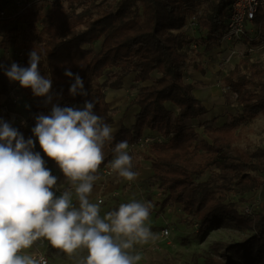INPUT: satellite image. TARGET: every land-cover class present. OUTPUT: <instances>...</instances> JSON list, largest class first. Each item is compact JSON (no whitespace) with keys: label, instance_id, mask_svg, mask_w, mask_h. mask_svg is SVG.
Instances as JSON below:
<instances>
[{"label":"trees","instance_id":"trees-1","mask_svg":"<svg viewBox=\"0 0 264 264\" xmlns=\"http://www.w3.org/2000/svg\"><path fill=\"white\" fill-rule=\"evenodd\" d=\"M8 1L0 0V10ZM105 1L108 0H89L79 11L73 5L65 7L56 1L52 13L46 16L48 23L40 30L37 22L43 15L32 8L22 13L27 15L22 30L15 26L2 35L0 48L16 47L23 52L21 63L16 62L19 66L28 67L29 53L36 50L41 55V75L52 80L51 103H45L46 97H37L31 88L19 84L26 96L35 97L31 114L49 109L53 104L70 107L94 100L95 113L111 124L113 116L105 87L121 88L123 77L131 73H135V82L153 79V84L139 87L131 99L129 106L139 108L134 124L128 127L122 123L105 150L112 152L120 141L135 144L145 128L167 137L166 141L150 144L147 148L150 154L146 157L152 161L153 181L159 183L165 196L163 204L179 203L184 213H195L201 231L227 219L253 229L242 241L213 243L211 247L219 256L217 259L207 256L206 261L210 264H264V208L241 213L233 203L227 202V195L214 186L217 181L221 189L234 185L242 194L261 188L262 182L255 173L264 171L263 158L255 160L236 143L244 136V120L264 114L263 74L248 58L237 62L235 68L223 76L222 82L237 96L236 105L241 112L221 125L205 126V136L193 127L183 126L185 119L207 112L202 100L193 92L192 82L186 80L191 59L182 47L189 43L191 47L193 39L183 29L188 17L197 15L201 32L196 41L202 47L195 50L200 55L210 52L220 43L233 0H119L114 10L95 14L93 9L101 7ZM65 69L80 75L88 96L70 95L74 77L66 76ZM155 72L159 76L154 77ZM104 75L107 79L100 83ZM110 79L114 81L108 82ZM168 101L176 104V116L167 106ZM12 127L26 140L35 141L34 151L40 147L38 138L34 139L26 125ZM258 154L263 156L264 150ZM204 174L208 175L205 180L201 179Z\"/></svg>","mask_w":264,"mask_h":264},{"label":"clouds","instance_id":"clouds-1","mask_svg":"<svg viewBox=\"0 0 264 264\" xmlns=\"http://www.w3.org/2000/svg\"><path fill=\"white\" fill-rule=\"evenodd\" d=\"M40 63L41 55L33 50L28 67L13 62L4 71L10 81L51 103L52 80L41 75ZM64 74L74 77L70 95H89L78 73L65 69ZM94 108V100H85L82 109L53 104L49 115L35 117L32 132L69 185L59 196L56 192L63 186L34 151L35 141L0 119V264H47L43 255L27 254L44 241L69 257L86 251L77 264H138L141 257L132 253L134 245L158 239L149 224L150 202L134 199L101 216L103 200H90L105 161V145L118 130ZM128 147L127 141L116 143L107 167L133 181L139 173L133 170Z\"/></svg>","mask_w":264,"mask_h":264},{"label":"rangeland","instance_id":"rangeland-1","mask_svg":"<svg viewBox=\"0 0 264 264\" xmlns=\"http://www.w3.org/2000/svg\"><path fill=\"white\" fill-rule=\"evenodd\" d=\"M56 1L62 2L65 7H71L73 5L77 7L78 11L90 3L88 2L89 0H40L39 3L37 0L33 10H36L34 12H38L39 14V10L42 11V9L46 7L47 12L51 13L53 10L52 5ZM119 3V0H108L103 2L101 7L94 8L93 11L95 14L111 11L114 10ZM2 8L6 10L9 18L6 21L0 22V41L2 35L7 32L8 29L16 26L19 30H22L26 26L27 20V15L16 13L15 0H11V2L9 0L4 3ZM46 24L47 22L43 23L42 19L39 20L37 22L38 30ZM191 38L192 37H190V39ZM257 41L258 43L255 44L256 50L248 59L264 76V32L258 37ZM94 47L96 50L99 48V41L96 42ZM191 48L190 43L188 45L184 44L182 47V50L186 52L191 59V67L186 75V80L192 82L194 87L193 92L198 97L199 89L205 87L198 83L199 81L197 80H200L196 79L198 76L204 80V82H207L206 87L213 85L218 86V90L214 93L216 97L215 103L209 105L208 108L210 110L219 108L220 102L218 103V101L221 100L226 108L225 114L228 116L227 120H232L233 116L241 112L242 109L236 105L237 96L229 90H224L222 78L226 73L232 71L236 63L242 59H234L231 62L222 63V51L218 54L206 51L203 55H200L195 49L192 50ZM19 51L20 50L16 47L9 49L0 48V65H3V67H0V119L9 122L11 125L24 124L32 130L36 124L35 117L41 113L49 115L52 107L46 110H39L36 114H31L32 101L35 100V97L26 96V94L22 92L19 82L10 81L6 76L4 69L10 67L13 62L16 63L19 60ZM196 71L202 72L203 75L200 73L193 75ZM115 73H117V71ZM106 79L104 75L99 79V82L102 83ZM112 81H114V79H110L108 82ZM110 89L112 88L105 87L106 101L109 102L113 120H121L125 112L126 114L133 112V107L129 106V104L136 91L133 90L132 87L128 93H124L123 97L121 96L119 101L111 103L107 100V92ZM166 104L169 108L176 106V104L171 101H168ZM83 106L84 104H77L70 107L82 109ZM212 118L206 119L205 116H199L197 119L193 118L186 121L183 123V126L186 128L193 127L200 132L202 136H205L203 133L204 127L207 125L215 127L217 124L213 123L215 119ZM242 126L244 136L236 143V146L242 151L247 152L255 160L258 158L261 159V157L264 160V155L261 156V154H258L261 149L264 150V114H259L255 117H247L242 123ZM36 138L37 137L34 135V139ZM35 151L40 152L46 162L45 166L58 178V185L63 186L60 191L56 192V195L59 196L63 188L69 187L66 178L55 161L49 158L41 147H38ZM128 152L133 157V170L139 173V171L142 170H140L138 166L141 167L142 160H147L146 157L150 154L149 149H130L128 147ZM105 158V160L112 159L113 152L109 149L105 150ZM99 174L100 179L94 184L90 200L92 202H98L100 197L103 198L101 216L108 211L118 209L121 203H127L134 199L140 202H150L153 206L149 224L153 234L157 236L158 239L146 245H134L132 253L138 254L141 257L138 264H210L206 261L207 256L215 259L219 256L211 247L213 243L219 240L227 242L242 241L253 232V229L246 225H241L233 219L224 220L219 225H211L204 231H201L199 219L195 213H184L179 203L169 202L163 204L165 196L162 195V189L159 187V183L153 181L152 176H138L137 179L133 181H127L117 174L109 178L100 170ZM255 174L262 182L261 188L255 192L242 194L234 185L230 186L229 189H221L217 185L220 183L219 181L215 182L214 186H217V190L227 195V202L233 203L239 212L243 213L248 206H253L257 210H262L264 208V171H258ZM207 178L208 175L206 174L201 177L203 180ZM164 227H168L170 230V234L167 236L162 235V229ZM35 253L44 254L49 264H77L80 258L87 255V252L83 251L78 255L69 257L65 253L51 247L47 241L43 243L37 242L33 248L27 250V254L34 255Z\"/></svg>","mask_w":264,"mask_h":264},{"label":"built area","instance_id":"built-area-1","mask_svg":"<svg viewBox=\"0 0 264 264\" xmlns=\"http://www.w3.org/2000/svg\"><path fill=\"white\" fill-rule=\"evenodd\" d=\"M40 0H38L39 3ZM16 13L21 14L35 7L37 0H15ZM8 13L4 8L0 10V20L8 19ZM252 26V27H251ZM193 39L191 47L201 49L202 45L196 40L200 36L201 28L198 22L197 15L188 17L184 29ZM264 32V0H233L229 9V15L225 29L221 35L220 43L215 48H222V63L231 62L234 59L248 58L255 50L256 45L253 41H257L258 37ZM212 50L210 51V53ZM23 52H20L18 63H21ZM224 90L228 91L229 87L224 86ZM172 136V134H171ZM168 138L164 137L160 132H152L143 135L135 144H128L129 148L147 149L154 142L161 143ZM111 159L105 160L100 167V171L109 178L116 174L111 172L107 167ZM103 200L102 197L99 201ZM253 206H248L245 212H252ZM170 234L168 227L162 229V235ZM43 255L49 264L48 259L44 254L35 253L34 256Z\"/></svg>","mask_w":264,"mask_h":264},{"label":"crops","instance_id":"crops-1","mask_svg":"<svg viewBox=\"0 0 264 264\" xmlns=\"http://www.w3.org/2000/svg\"><path fill=\"white\" fill-rule=\"evenodd\" d=\"M10 2H11V0H10ZM39 13L40 14H42V13L45 14V15L42 14L43 17L41 19H42L43 23H46V22L48 23V19H47L46 16L50 15L52 12L51 13L47 12V8L44 7L42 9V11L39 10ZM41 19H39V20H41ZM211 50H212L211 53L218 54L220 51H222V48H218L217 49L214 46V47L211 48ZM199 73L203 75V73L200 72V71H196L195 73H193V75H197ZM153 76L154 77H157L159 75H158L157 72H155L153 74ZM196 79H200V80H197V81H199L198 83H200L202 86L204 85L205 87H203V88H207L206 87V84H207L206 81L204 82V80H202L201 78H199V76ZM153 83H154V80L153 79L146 80L144 82H135V73H131V74L123 77V79H122V87L121 88H118V89H110V90H113V92H115V94L112 96L111 103H114V102L119 101L120 98H121V96L123 97L124 93H128L132 87H133V90L136 91V93H135V95H136L137 92H138V88L139 87H141V86H148V85H151ZM208 87L211 88V92H212V94L215 97V94L214 93L218 90L219 87L216 86V85L208 86ZM203 88H200L199 91L201 89H203ZM110 90H108V91H110ZM198 95H199L198 98H201L202 99V102H203V104L205 105V107L207 109V112L205 114H203V115H200V117L205 116L206 119H210V118L213 117L212 119H215V120H213L214 121L213 123H217L216 125H221V124L229 121V120H227V117L228 116L225 114V112H226L225 105L221 102V100L218 101V103L220 102L219 108H217L215 110H210L208 107H209V105H212L213 102L212 103L206 102L204 100V94H200V92L198 93ZM215 100H216V97H215ZM215 100H214V103H215ZM132 107H133V112H131L130 114H126V112H125L124 115H123V117L121 118V120H113V122L110 125H112L113 127L117 128L118 130L120 129L122 123L125 124L128 127L132 126L134 124V122H135V114L137 113V111L139 109L138 106H132ZM229 108H230V106H229ZM170 109L173 111V116H176L178 114L177 106H173ZM206 114H207V116H206ZM197 118H195V119H197ZM189 120H190V118L185 119V122L186 121H189ZM211 123H212V121H211ZM118 130L115 133H117ZM152 132H158V131L157 130H151L149 128H145V130H144V134H149V133H152ZM141 163H142L141 164V167L138 166V168H140V170H142V171H139V176H142V177L145 176V175L152 176L153 173H154L153 168H152V161L145 160L144 159V160H142ZM137 165H138V162H137Z\"/></svg>","mask_w":264,"mask_h":264},{"label":"bare ground","instance_id":"bare-ground-1","mask_svg":"<svg viewBox=\"0 0 264 264\" xmlns=\"http://www.w3.org/2000/svg\"><path fill=\"white\" fill-rule=\"evenodd\" d=\"M200 94H204V100L208 103H214L215 97L211 92V88L207 87V88H203L200 91ZM115 94V92H113V90L108 91L107 94V100H109L111 102L112 100V96Z\"/></svg>","mask_w":264,"mask_h":264}]
</instances>
